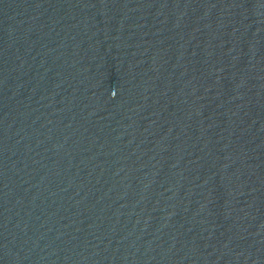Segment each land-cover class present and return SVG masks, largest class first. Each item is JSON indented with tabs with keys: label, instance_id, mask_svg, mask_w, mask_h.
Here are the masks:
<instances>
[{
	"label": "water",
	"instance_id": "obj_1",
	"mask_svg": "<svg viewBox=\"0 0 264 264\" xmlns=\"http://www.w3.org/2000/svg\"><path fill=\"white\" fill-rule=\"evenodd\" d=\"M0 264H264V0H0Z\"/></svg>",
	"mask_w": 264,
	"mask_h": 264
}]
</instances>
